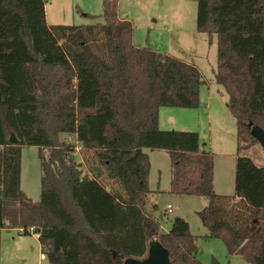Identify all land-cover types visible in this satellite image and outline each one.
Returning a JSON list of instances; mask_svg holds the SVG:
<instances>
[{
    "label": "trees",
    "instance_id": "trees-1",
    "mask_svg": "<svg viewBox=\"0 0 264 264\" xmlns=\"http://www.w3.org/2000/svg\"><path fill=\"white\" fill-rule=\"evenodd\" d=\"M195 1L197 29L216 35L214 77L236 119L231 195L215 191V153L197 131L159 126L161 107L200 106L205 79L196 64L135 44L119 0H103V22L81 25L48 24L46 0H0V264L1 230L32 234L30 226L53 264L143 259L152 240L172 264H202L184 217L161 228L145 149L169 154L171 193L208 200L198 212L207 237L264 264V165L247 155L259 143L252 128L264 129V0ZM61 134L76 136L83 162ZM23 146L39 148V202L21 188Z\"/></svg>",
    "mask_w": 264,
    "mask_h": 264
},
{
    "label": "rangeland",
    "instance_id": "rangeland-1",
    "mask_svg": "<svg viewBox=\"0 0 264 264\" xmlns=\"http://www.w3.org/2000/svg\"><path fill=\"white\" fill-rule=\"evenodd\" d=\"M121 13L135 17L134 42L140 46L167 53L183 61L196 64L205 84L200 91L198 108H177L170 116L163 114V127L168 120L175 119L178 129L197 131L204 149L215 153L216 188L219 194L234 191L233 177L236 169L237 139L236 119L227 107L228 95L214 77L217 68V38L197 29V2L195 0H120ZM48 21L55 24H90L103 22V0H46ZM90 15H97L93 20ZM179 112V113H178ZM192 118V120H191ZM188 119V120H187ZM172 124H170L171 126ZM60 138L76 146V158L83 162V150L72 134H61ZM151 156L150 187L155 190L159 206L155 215L161 228L167 230L176 216L184 217L190 224L191 232L197 236L200 252L197 256L202 264H210L214 259L220 264H251L242 256L230 255L225 243L219 238L207 237L209 230L202 224L198 212L208 203L205 197L196 195H176L170 192L171 165L165 150H147ZM87 156L91 154L86 153ZM258 165H264V147L260 143L247 151ZM262 157V158H261ZM86 171V165H83ZM233 176V177H232ZM108 188L111 182L103 179ZM114 183V182H113ZM225 184L224 188L221 186ZM230 187V188H229ZM22 191L34 202L41 200L42 168L39 148L23 146L22 149ZM216 191V190H215ZM174 210L168 214L167 205ZM5 255L8 264H53L46 255L38 254V238L32 234L3 231ZM17 241L12 242L11 238ZM23 240V241H22Z\"/></svg>",
    "mask_w": 264,
    "mask_h": 264
},
{
    "label": "crops",
    "instance_id": "crops-1",
    "mask_svg": "<svg viewBox=\"0 0 264 264\" xmlns=\"http://www.w3.org/2000/svg\"><path fill=\"white\" fill-rule=\"evenodd\" d=\"M119 4H120V0H119ZM119 13H120V16L122 17V18H125V19H128V20H131L132 22H133V25H134V29H135V26H136V24H135V17H133L131 14H128V13H125L124 15L121 13V4H120V11H119ZM46 17H47V22H48V24H50V25H52V24H55V23H50L49 21H48V11H47V9H46ZM178 107H161L160 109H159V126H160V128L161 129H164V130H189V129H178L176 126H175V123H176V120L175 119H173V120H171V122L168 120V126L167 127H163L162 126V123H163V114L166 116V118H167V115L168 116H170V113H173V112H170V111H177V110H174V109H177ZM179 113V112H178ZM168 119V118H167ZM188 120V119H187ZM191 120H192V118H191ZM170 124H172L171 126H170ZM147 150H149V149H145V151L149 154V158H150V164H151V156H150V153L147 151ZM237 157H238V153H237V155H236V160H237ZM262 158V157H261ZM254 160V159H253ZM263 162H264V158H263ZM152 166V165H151ZM150 173H151V169H150ZM235 175H236V169H235V174H234V179H233V186H234V191L232 192V193H230L229 191H227V195H231V194H234V192H235ZM225 187V184H223L222 186H221V188H224ZM149 188L151 189V191H153V199H156V194L154 193L155 192V190H153L151 187H150V174H149ZM214 188H215V190H216V192H223V191H218V189L216 188V175H215V166H214ZM230 188V187H229ZM170 228H168L167 230H165V229H163L164 231H168ZM5 230H9V231H15V230H17L18 232H20L21 233V228H19V227H15V228H3L2 230H1V264H8L9 263V256L6 254L5 255V252H6V250H5V247L7 248V252H8V247L10 246V244H9V246L8 245H6V243H4V241H3V231H5ZM33 235L35 236V237H37L38 239H39V234H37V233H33ZM11 240H12V242H16L17 241V238L16 237H12L11 238ZM23 241V240H22ZM38 254H39V256L41 257V255H42V257H43V252H42V244H41V242H40V240H38Z\"/></svg>",
    "mask_w": 264,
    "mask_h": 264
},
{
    "label": "water",
    "instance_id": "water-1",
    "mask_svg": "<svg viewBox=\"0 0 264 264\" xmlns=\"http://www.w3.org/2000/svg\"><path fill=\"white\" fill-rule=\"evenodd\" d=\"M252 135L264 147V129L259 126L252 128ZM10 141L17 143L15 135H11ZM122 264H172L169 250L158 240H152L149 244L147 256L143 259L127 258Z\"/></svg>",
    "mask_w": 264,
    "mask_h": 264
},
{
    "label": "built area",
    "instance_id": "built-area-1",
    "mask_svg": "<svg viewBox=\"0 0 264 264\" xmlns=\"http://www.w3.org/2000/svg\"><path fill=\"white\" fill-rule=\"evenodd\" d=\"M174 210L173 206L168 204L167 207H166V211L168 214L172 213ZM28 232L30 233H37L36 230H35V227L34 226H30L28 229H27ZM21 232H23V229H21ZM38 234V233H37Z\"/></svg>",
    "mask_w": 264,
    "mask_h": 264
}]
</instances>
